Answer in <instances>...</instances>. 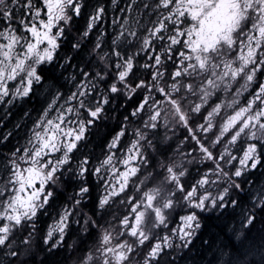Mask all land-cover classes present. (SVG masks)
I'll return each instance as SVG.
<instances>
[{"label": "snow or ice", "instance_id": "6c2138e0", "mask_svg": "<svg viewBox=\"0 0 264 264\" xmlns=\"http://www.w3.org/2000/svg\"><path fill=\"white\" fill-rule=\"evenodd\" d=\"M17 108L0 264H264V0H0Z\"/></svg>", "mask_w": 264, "mask_h": 264}, {"label": "trees", "instance_id": "16d2710c", "mask_svg": "<svg viewBox=\"0 0 264 264\" xmlns=\"http://www.w3.org/2000/svg\"><path fill=\"white\" fill-rule=\"evenodd\" d=\"M27 108H31V106L27 105ZM24 108H22L21 113L23 114ZM17 111H14L13 115H15ZM18 114V113H17ZM16 114V115H17ZM18 122L22 123L21 118H8L6 121H4L3 126H0V136L3 134L14 131V125ZM24 140L23 133H19L18 135H14L10 138V142L6 146H0V152H8L10 148L17 145V142L19 140ZM209 231H215V222L212 221L209 223ZM208 236V231L205 232V238ZM190 259H188L187 264H202V261L207 260L210 258V253L206 252L205 249L200 247L199 241L196 242V247L192 249V252L190 254ZM183 264V262H181Z\"/></svg>", "mask_w": 264, "mask_h": 264}, {"label": "flooded vegetation", "instance_id": "af4514ba", "mask_svg": "<svg viewBox=\"0 0 264 264\" xmlns=\"http://www.w3.org/2000/svg\"><path fill=\"white\" fill-rule=\"evenodd\" d=\"M107 3L110 5V0H107ZM111 19V17L109 16V20ZM78 25L79 26H83V20H81V21H79L78 22ZM105 26H107V25H105ZM29 106H31L32 107V105L31 104H29ZM37 107L39 106L38 104L36 105ZM21 110H22V108H17L15 111H17V115L15 114V115H11L10 117H8V118H22V113H21ZM3 115V113H2V111H0V116H2ZM96 195V192L95 191H93V196H95ZM50 222V221H49Z\"/></svg>", "mask_w": 264, "mask_h": 264}, {"label": "rangeland", "instance_id": "374dc122", "mask_svg": "<svg viewBox=\"0 0 264 264\" xmlns=\"http://www.w3.org/2000/svg\"><path fill=\"white\" fill-rule=\"evenodd\" d=\"M24 142H25V141H24V140H22V139H21V140H19V144H20V145H23V144H24Z\"/></svg>", "mask_w": 264, "mask_h": 264}]
</instances>
